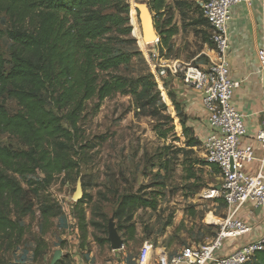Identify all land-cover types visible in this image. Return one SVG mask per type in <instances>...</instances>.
<instances>
[{"label": "trees", "instance_id": "16d2710c", "mask_svg": "<svg viewBox=\"0 0 264 264\" xmlns=\"http://www.w3.org/2000/svg\"><path fill=\"white\" fill-rule=\"evenodd\" d=\"M129 2L0 0V15L9 21L6 30L0 29V136L17 141L14 147L0 140V249L13 250L21 244L26 233L21 220L33 214L36 205L43 220L62 213L60 205L42 192L61 175L80 176L86 146H78L82 132L79 123L87 101L97 98L101 102L120 93L133 96L144 112L166 108L164 104L158 106L160 90L150 76L130 78L114 73L132 57L115 49L112 36L118 30L131 33L134 5L130 4L133 0ZM150 8L155 13L159 44L170 49L177 32L172 8L167 0H151ZM5 35L11 41L10 58L2 52ZM168 95L173 97L171 91ZM9 100L17 104L14 113L7 107ZM171 100L178 110V102ZM178 115L185 134L192 133L182 112ZM198 144L195 138L188 142L191 147ZM87 197L91 196L84 193L76 205ZM150 201L140 192L123 194L113 215L119 232L128 229L130 238H135L134 214L140 208L155 209L156 204ZM101 215L105 222L95 218L87 221L82 208L80 221L83 233L88 225L104 229L105 237L94 235L99 244H104L109 242L108 220ZM63 262L58 260L56 264ZM0 264L4 263L0 260ZM243 264H264V249Z\"/></svg>", "mask_w": 264, "mask_h": 264}, {"label": "rangeland", "instance_id": "374dc122", "mask_svg": "<svg viewBox=\"0 0 264 264\" xmlns=\"http://www.w3.org/2000/svg\"><path fill=\"white\" fill-rule=\"evenodd\" d=\"M136 1L150 5L151 0ZM131 8V33L127 35L118 30L112 35L115 49L132 54L131 61L114 73L130 78L150 76L160 90L161 101L158 106L164 104L166 108L144 112L137 107L133 96L120 93L101 102L97 98L87 101L79 123L82 132L78 146H86L83 151L86 154L85 163L82 164L80 176L75 173L61 175L47 191L42 192L43 196L60 205L62 213L43 220L36 205L35 212L21 220L26 226L21 244L13 250L0 249V260L4 264H52L57 257L64 261L63 264H72V253L65 252L70 248L69 235L76 242L79 257L81 253L78 247L88 245L91 249L94 235L106 236L104 229H95L91 225L83 233L81 209L85 210L87 221L95 218L98 222H105L101 215L105 214L109 222L125 193L140 192L156 204V208H140L135 212V238H130L128 229L123 231L124 235L120 232L127 246L122 251L124 264H138V254L146 239H151L156 248L165 246L174 251L186 244L209 242L216 236L220 222L226 216L227 204L224 200L210 197L212 190L222 182L218 169L206 164L204 137L200 139L196 135L191 118L172 88L173 78L181 81L182 76H173L171 73L158 75L160 65H164L167 58L183 55V60L189 62V55L203 43L199 42L200 38L196 40L192 36V28L187 26L178 38L180 45L177 48L174 42L170 49H166V53L163 49L159 52L158 42H143L139 13L132 5ZM8 23V17L0 15V29L6 30ZM198 33L195 31L196 35ZM205 33L201 36L204 43L208 38V32ZM10 44L11 41L5 35L2 52L6 58H10ZM204 58L202 56L192 64L203 63ZM169 91L173 93L172 98L168 95ZM171 99L178 102V110ZM7 107L11 113L18 109L13 100L7 102ZM178 111L182 112L187 124L193 129L192 133L185 134ZM174 124H177V128ZM162 134H166V137ZM191 138H195L199 144L194 147L188 145ZM0 140L5 145L17 147L13 137L2 135ZM79 180L82 181L84 193L91 197L76 205L72 196ZM71 214L79 226V237L74 234ZM104 245L108 249L111 246L110 242ZM118 252L111 249L107 254L103 247L99 258L103 264L107 261L118 264ZM82 258L86 263H91L87 255L83 254Z\"/></svg>", "mask_w": 264, "mask_h": 264}, {"label": "built area", "instance_id": "2783aa9c", "mask_svg": "<svg viewBox=\"0 0 264 264\" xmlns=\"http://www.w3.org/2000/svg\"><path fill=\"white\" fill-rule=\"evenodd\" d=\"M244 0H205L201 5L202 17L209 25L208 41L213 46L215 57L206 66L194 65L179 60L165 61L160 65L159 76L181 74L183 82L191 86L203 99L208 111L209 131L204 136L205 160L219 170L222 180L220 189L214 188L210 197L222 199L230 209L220 222L216 236L206 243H190L176 253L157 251L151 239L144 240L138 254V264H148L153 252L157 264H243L258 251L264 249V158L256 174L245 171L247 164L256 159L254 146L245 143L246 126L243 116L233 105V97L241 81L231 73L229 21L233 6ZM258 57L264 71V48ZM255 139L264 148V129ZM247 202L260 208L263 214V231L254 241L242 244L227 254H218L225 240L245 236L252 225L237 217V211ZM74 234L79 237V226L71 214Z\"/></svg>", "mask_w": 264, "mask_h": 264}, {"label": "crops", "instance_id": "0c3cea01", "mask_svg": "<svg viewBox=\"0 0 264 264\" xmlns=\"http://www.w3.org/2000/svg\"><path fill=\"white\" fill-rule=\"evenodd\" d=\"M181 2L177 5V2ZM205 0H167V5L172 8L173 24L176 25L177 32L171 38L170 44L176 42V48L180 45L179 37L188 26L192 28L190 33L198 38L203 45L194 51L190 56V61H184L183 55H172L165 61L179 60L186 63H192L204 56V62L197 65L206 66L211 58L215 57V52L212 45H209L207 40L205 43L201 39L205 31H210L209 25L202 17L201 5ZM163 15L160 22H162ZM195 31L199 33L196 35ZM229 36H230V54L229 60L231 64L232 77L235 80L241 81L240 87L236 90L233 97V105L238 112L243 116L246 126V137L243 138L245 143H251L254 146L256 159L247 164L245 171L248 174H256L261 169V162L264 158V148L259 141L255 139L257 132L264 129V71L261 69L258 51L264 48V0H244L233 6L231 19L229 21ZM159 52L163 49L166 53L165 46L157 43ZM174 76V75H173ZM172 79V78H171ZM182 81V82H181ZM173 78V90L177 92L179 100L185 108L186 113L191 118V124L197 136L204 137L209 131L207 119L208 111L204 105L202 96L196 92L191 86L186 85L181 78ZM264 173V169H263ZM230 209L226 207V215ZM237 217L245 220L252 225L251 233L238 238H230L225 240L224 247L218 254H227L242 244L249 241L257 240L263 231V214L260 208L254 206L253 203L247 202L237 211ZM225 218V217H224ZM93 238L92 232L90 233ZM70 248L65 252L72 253V264H103L100 260L101 249L105 247L106 253L112 249L106 248V244H98L94 239L91 243V249L88 245L78 247L81 256L76 252L75 244L71 235ZM124 245L116 255H118V264H124L122 251L126 249ZM182 247V246H181ZM180 247V248H181ZM173 248L160 246L157 251L166 250L170 254L176 253ZM113 250V249H112ZM75 253V254H73ZM83 254L91 260V263H86L82 256ZM105 264H116L114 261H107ZM148 264H157L156 253L153 252Z\"/></svg>", "mask_w": 264, "mask_h": 264}, {"label": "water", "instance_id": "95a60500", "mask_svg": "<svg viewBox=\"0 0 264 264\" xmlns=\"http://www.w3.org/2000/svg\"><path fill=\"white\" fill-rule=\"evenodd\" d=\"M134 9L139 13L143 41L146 43L159 42L160 37L155 26L154 14L149 3L135 0ZM216 188L220 189V186ZM83 196V184L82 181L79 180L72 198L75 202H79ZM108 240L113 250H120L125 245L124 239L117 228L114 216L111 217L108 222ZM58 260L59 257L55 258L52 264H56Z\"/></svg>", "mask_w": 264, "mask_h": 264}, {"label": "bare ground", "instance_id": "6f19581e", "mask_svg": "<svg viewBox=\"0 0 264 264\" xmlns=\"http://www.w3.org/2000/svg\"><path fill=\"white\" fill-rule=\"evenodd\" d=\"M133 5H134V3H133ZM144 42V41H143ZM144 43H146V42H144Z\"/></svg>", "mask_w": 264, "mask_h": 264}]
</instances>
